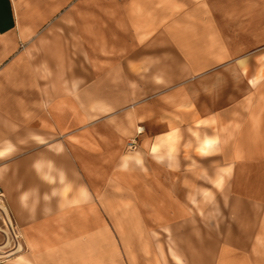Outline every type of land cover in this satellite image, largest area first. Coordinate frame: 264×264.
Returning <instances> with one entry per match:
<instances>
[{"label":"rangeland","instance_id":"1","mask_svg":"<svg viewBox=\"0 0 264 264\" xmlns=\"http://www.w3.org/2000/svg\"><path fill=\"white\" fill-rule=\"evenodd\" d=\"M56 1L59 6L52 24L42 29L23 55L24 80H40L42 90H66L74 98L80 92L99 90L105 107L99 111L105 120L100 133L110 152H105L99 173L93 167L84 177L74 169L71 181L78 184L63 185L55 203L38 206L35 202L36 206L24 210L23 221L16 222L22 250L2 257L15 251L8 245L0 252V264H193V256L195 264H244V260L264 264V247L253 245L259 223H264L263 216L258 223L257 201H244V232L237 230L229 201L220 192V176L210 179L207 174L196 180L184 215L175 209H166L165 215L152 209L146 215L144 207L126 192V182L134 176L129 171L144 173L149 161L161 162L163 154L170 160L180 156L206 173L208 166L216 165L219 157H210L213 150L203 149L193 131L195 124L187 130L189 139L181 155L177 131L154 139L148 151L144 144L151 142L144 135L152 137L148 134L156 131L153 125H138L141 131L136 128L135 135L108 128L112 120L122 127L126 112L136 103L184 83L198 108L206 111L224 108L228 98H255L258 76L264 74V56L244 57V43L250 53L264 45V0H186L179 7H171L169 0ZM60 3H66V9ZM244 6L249 7L245 15ZM100 28L105 36L97 60L86 44ZM96 64L104 70L98 83ZM247 67L256 73L248 87L244 82ZM75 71L81 75L70 79L68 75ZM96 103L93 97L84 106L93 113ZM161 108L154 105L159 113ZM131 141L135 142L133 150L128 148ZM40 143L26 140L20 153ZM135 153L138 162L130 160ZM247 154L255 165L249 170L256 174L264 151ZM148 173L150 178L152 172ZM102 179L103 183H97ZM254 179L250 188L256 190ZM5 243L0 233V247ZM222 254L228 255L224 261L219 258Z\"/></svg>","mask_w":264,"mask_h":264},{"label":"crops","instance_id":"2","mask_svg":"<svg viewBox=\"0 0 264 264\" xmlns=\"http://www.w3.org/2000/svg\"><path fill=\"white\" fill-rule=\"evenodd\" d=\"M185 1L169 0L167 4L179 7ZM58 6L56 0H0V186L15 223L23 221L24 210L36 206L35 202L38 206H49L51 201L55 203L63 185L78 184L77 181L72 182L74 169H78L84 177L92 173L93 167L99 173V168L100 171L103 169L105 152H110L105 149L100 133L105 128V120L99 111L104 112L105 107L99 100L103 98L99 90H92L91 95L80 92L74 98L73 93L66 90L49 93L42 90L44 87L40 80H24L27 69L22 63L23 55L29 45L42 35V29L52 24ZM66 7V3H60V8ZM247 12L249 7L244 6V15ZM104 36V29L100 28L96 37L87 39V49L97 60ZM249 51L247 43H244V57L255 55L259 59L264 56V45L251 53ZM95 70L98 77L95 83H98L104 70L99 64L95 65ZM246 71L244 82L248 87L249 78L256 73L255 69L248 68ZM79 74L78 71L71 72L68 77L73 79ZM258 77L255 98L244 95L235 101L228 98L222 109L206 111L198 108L196 97L191 95L190 87L184 83L136 103L126 112L122 127L114 120L110 121L108 128L113 133L119 130L129 135H135L140 124L146 128L153 125L156 131L148 134L152 137L148 138L147 133L144 135L145 140L150 139L151 142L144 144L148 151L152 150L154 139H163L172 131H177L180 155L181 148L189 139L187 130L195 124L193 131L197 132L200 142L203 145L209 143L203 149L213 150L210 157H219L216 165L208 166L207 173L203 167H192V163L181 160L180 156L170 160L164 154L161 162L149 161L144 173L129 171L134 176L126 182L128 189L125 191L134 197L138 206L144 207V214L150 215L155 209L156 213L165 215L166 209H175L177 214L184 215L190 207L188 202L194 183L208 174L210 179L220 176V192L229 201L237 230L244 232V201L256 199L258 223L262 216L264 222V159L258 160L256 165L259 169L254 174L249 168L255 165L246 156L250 150L264 151V74ZM55 87L67 88L62 85ZM93 97L97 98V105L92 113L84 105ZM156 104L161 105V113L154 110ZM26 140L32 144L40 141L41 146H33L20 153V145ZM193 144L195 148L194 141ZM138 156L135 153L130 160L138 162ZM134 164L132 167L136 168L137 163ZM149 170L152 172L150 178ZM100 173L103 176V172ZM138 173L140 179L137 178ZM253 177L256 190L250 188V184L254 183ZM99 182L104 180H97ZM58 183L61 185L58 186ZM225 244L227 247L229 243L226 241ZM254 244L264 247V223H259L258 239ZM225 256L228 258L227 254L220 255V261H224ZM192 260L195 264V256ZM247 263L244 260V264Z\"/></svg>","mask_w":264,"mask_h":264},{"label":"built area","instance_id":"3","mask_svg":"<svg viewBox=\"0 0 264 264\" xmlns=\"http://www.w3.org/2000/svg\"><path fill=\"white\" fill-rule=\"evenodd\" d=\"M134 146H135L134 141L128 143V148L130 150L131 149L133 150ZM0 233L3 237H5V241L9 243L10 251L15 250V248L21 242V235L6 205L1 186H0Z\"/></svg>","mask_w":264,"mask_h":264},{"label":"bare ground","instance_id":"4","mask_svg":"<svg viewBox=\"0 0 264 264\" xmlns=\"http://www.w3.org/2000/svg\"><path fill=\"white\" fill-rule=\"evenodd\" d=\"M139 131H141V129H139ZM207 145H209V143H208V142H205V143H204V146H207ZM8 245H9V243L6 242L4 246L0 247V252H1L4 248H6ZM21 250H22V245L19 244V245L15 248V251H14L13 253L8 254V255H6V256H2V257H7V256L12 255V254H14V253H19ZM2 254H4V253H2ZM0 258H1V256H0ZM95 264H97V263H95Z\"/></svg>","mask_w":264,"mask_h":264}]
</instances>
